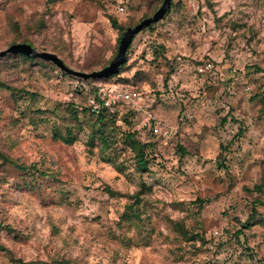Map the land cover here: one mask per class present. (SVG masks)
<instances>
[{
	"label": "rangeland",
	"instance_id": "374dc122",
	"mask_svg": "<svg viewBox=\"0 0 264 264\" xmlns=\"http://www.w3.org/2000/svg\"><path fill=\"white\" fill-rule=\"evenodd\" d=\"M162 1L0 0V50L29 40L73 69L98 70L121 36L109 17L130 27ZM151 36L165 59L153 60ZM128 57L121 77L143 93V109L97 127L119 147L125 131L154 143L143 172L132 154L105 160L89 117L70 120L67 102L80 99L71 75L0 59V264H264V186L254 189L264 182V0H177ZM146 111L162 134L144 125ZM68 127L71 144L57 137ZM136 193L132 225L122 215ZM174 221L201 237L185 239Z\"/></svg>",
	"mask_w": 264,
	"mask_h": 264
},
{
	"label": "trees",
	"instance_id": "16d2710c",
	"mask_svg": "<svg viewBox=\"0 0 264 264\" xmlns=\"http://www.w3.org/2000/svg\"><path fill=\"white\" fill-rule=\"evenodd\" d=\"M176 5H177V0H173L171 7H170L169 11L167 12L166 16L161 21H159L158 23H155L154 25H152L148 28H145L144 30H150V31H152V33L157 32L158 28L167 22L168 18L170 17L172 12L174 11ZM123 11H124V9H123ZM146 17H148V16L142 17V19L140 21H142ZM109 19L111 21L112 27L114 29H118L121 31V36L118 39V43L120 44L121 37H122L124 31L128 27H123L121 24H119L116 17H109ZM138 23H136V24H138ZM135 25H133V26H135ZM151 40H154V41H150V43H149L151 46V49L153 51V55H154L153 60L158 61L160 59H165L166 52H167V46L160 41H156L154 39V37H152V36H151ZM21 42H30V41L29 40H22ZM15 43H18V42H11L9 44V46L13 45ZM118 48H119V45H118ZM117 52H118V50H117ZM117 52H116V54H117ZM8 57L20 58L24 61L30 62L31 65H34V66H49V67H55V68L59 69L52 62L32 58V57H29V56H26L23 54H19V53L18 54H9V55H6L4 57H1L0 59H5ZM129 60L130 59L128 57L126 62L122 65L118 74L113 75V76L108 77V78L84 80V79L72 76V78L76 79V81L78 82V86L76 88H74V93H75L74 95L77 96L78 98H80L82 101H84L85 95L89 90H95L100 85H103V84L112 83V82H120L119 80H123V82H121L122 84L130 86L129 84H127L125 78L121 77L125 67L128 65ZM105 66H107V65H105ZM80 70L86 71V69H80ZM60 71L62 72V74L64 76H70V75L64 73L62 70H60ZM199 74H201V73H199ZM202 75H204V74H202ZM0 87L9 88L5 84V82H3V81H0ZM130 87H132V86H130ZM67 107L69 110V118H70V120H72V122H74L75 125L82 123V119H84L86 117H89V120L93 122L92 123L93 129L90 133V142L92 144H94L95 139H97V138L99 139L100 143L103 146V152H106L105 154L108 153L107 158L105 159L106 161L114 163V160H115L114 156H116V154L119 152L125 153V154L127 153L130 156L132 154L134 156L136 162H137L138 169H140L142 172L149 170L148 166H149L150 162L153 160V159H151L153 157L151 155V153H152L151 148L154 146V143L145 142L144 140L139 139L137 137V133L135 131H125V132H123V135H122L124 147H119L120 145L114 144L113 140L106 135V132L104 130H100V128L97 127V124L99 126L104 127L108 123H113L114 125L120 127L119 125H117L119 121H121V122L123 121V122L129 124V122L127 121L128 119L124 115H119L118 112L112 113L108 110H103L102 112H100L98 114H93V113L89 112L86 107L83 108L82 110H79L76 107L75 100H73V99H71L67 102ZM38 112L41 114L43 113V111H38ZM66 132H67V135H62V133H58L57 137L67 144L73 143L75 140L74 130L72 128L68 127ZM129 150L131 152H129ZM179 150L183 151V146H180ZM2 158L5 161L7 160V161H10L11 163H14L16 165V167H18L22 170H27L29 168V166L20 165L16 162H13L7 156L3 155ZM31 168L37 172H40V174H42L44 176H47L49 174L47 172L40 171V169H38L36 165L31 166ZM141 186L143 189H149L150 188V186L145 181H142ZM263 186H264V182H262L260 184H256L254 189L262 192ZM107 190L112 195L117 194V193L113 192L111 189H107ZM131 198L135 199V201L132 203V204H134V206H137V204H139L141 202L140 193H136V194L131 195ZM134 206H131L128 204L124 214L122 215V218L124 219V221H126L128 224H132V225L138 224V222L136 220H139V218H140L139 206H137L136 209L134 208ZM248 225H250V223H248ZM173 226H174L175 230L177 232H179L187 240L194 239L196 237H199V238L201 237L199 234H197V235L190 234L189 231L184 226L182 221H174ZM1 246L2 245H0V248H2ZM60 262L62 264H77V263L72 262L69 259H63ZM252 263L253 264H262L261 262H259L255 258H252Z\"/></svg>",
	"mask_w": 264,
	"mask_h": 264
},
{
	"label": "water",
	"instance_id": "95a60500",
	"mask_svg": "<svg viewBox=\"0 0 264 264\" xmlns=\"http://www.w3.org/2000/svg\"><path fill=\"white\" fill-rule=\"evenodd\" d=\"M172 2L173 0H163L153 15L146 17L135 26L128 27L121 37L116 56L107 66L98 70L81 71L73 69L68 66L65 61L57 54L47 50H39L32 44L26 42L15 43L3 50H0V58L9 54L19 53L32 58L52 62L64 73L84 80L108 78L119 73L122 65L127 60L128 50L136 35L142 32L145 28H148L161 21L169 11Z\"/></svg>",
	"mask_w": 264,
	"mask_h": 264
},
{
	"label": "built area",
	"instance_id": "2783aa9c",
	"mask_svg": "<svg viewBox=\"0 0 264 264\" xmlns=\"http://www.w3.org/2000/svg\"><path fill=\"white\" fill-rule=\"evenodd\" d=\"M123 11V7H120ZM212 69L211 62H206L198 67L199 72L204 73ZM76 107L79 110L87 108L89 112L98 114L103 110H108L112 113L118 112L119 115H125L130 109L140 111L143 109L145 98L143 93L137 88L122 84L121 82H112L100 85L95 90H89L84 101L81 99L75 100ZM144 125L152 130L155 134H162L161 123L153 122L151 112L145 113ZM129 152H131L129 150ZM217 233V232H216Z\"/></svg>",
	"mask_w": 264,
	"mask_h": 264
}]
</instances>
